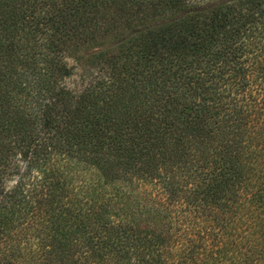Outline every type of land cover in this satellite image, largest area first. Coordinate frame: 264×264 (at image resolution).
<instances>
[{
	"label": "trees",
	"instance_id": "16d2710c",
	"mask_svg": "<svg viewBox=\"0 0 264 264\" xmlns=\"http://www.w3.org/2000/svg\"><path fill=\"white\" fill-rule=\"evenodd\" d=\"M104 249L264 264V0H0V264Z\"/></svg>",
	"mask_w": 264,
	"mask_h": 264
},
{
	"label": "rangeland",
	"instance_id": "374dc122",
	"mask_svg": "<svg viewBox=\"0 0 264 264\" xmlns=\"http://www.w3.org/2000/svg\"><path fill=\"white\" fill-rule=\"evenodd\" d=\"M190 1V0H188ZM207 1V0H206ZM69 64L72 63L71 60L68 61ZM85 62V61H84ZM101 68L100 67H90L89 65L85 64V63H79V65H77V67H75V70L73 71V75L70 76L69 78H66L64 80L65 86L70 88V89H83L89 82V80L94 79V78H98L100 76L99 70ZM208 124L212 125L211 122L208 121ZM136 174V175H135ZM131 173L129 171L126 172H122V171H115L114 175L115 178H117L118 180L122 179V178H128L132 184L135 181L134 185H137L138 188H136L134 185H132L135 189L136 192L139 193H146V196H150V198L154 199L155 198V192L153 191V188L156 187V182L152 183V187H150V185H147V177L145 176V174H141L140 172H135ZM17 179V177L13 176L11 177V180L9 181V183H7V186H11L15 180ZM149 179V178H148ZM148 198V197H147ZM146 199V197H145ZM149 199V198H148ZM105 239V238H103ZM137 240L134 238L131 243L130 246H135L138 243L136 242ZM112 250H119V247L117 244L113 245V249ZM141 250V249H140ZM143 251L145 249H142ZM142 252L143 256H138L139 252H135L130 259L125 262V264H149L146 263L148 260L146 258V256L144 255V253ZM83 255V259L88 261L90 257V251H83L82 252ZM119 252L117 251H113L111 254L109 252V249L106 250L104 249L99 256H97L98 261L101 262V260L105 263V264H121L118 263V259H119ZM159 257L160 260H165V254L162 250H159V252H157L156 254H154V257ZM82 259V260H83ZM175 260V258H174ZM166 263H169L170 261H163ZM175 262V261H174Z\"/></svg>",
	"mask_w": 264,
	"mask_h": 264
}]
</instances>
